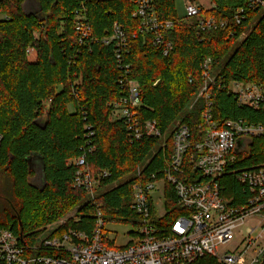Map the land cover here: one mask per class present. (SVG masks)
Here are the masks:
<instances>
[{"label": "trees", "instance_id": "obj_1", "mask_svg": "<svg viewBox=\"0 0 264 264\" xmlns=\"http://www.w3.org/2000/svg\"><path fill=\"white\" fill-rule=\"evenodd\" d=\"M25 1L0 0V185L1 178L7 184L6 193H0L5 201L0 205V226L14 231L23 244L33 245L41 228L69 216L59 229L91 232L96 208L87 200V192L73 185L78 168L71 163L89 147L95 148L87 154L90 171L108 169L111 177L103 183L119 182L98 197L106 220L135 224L139 220L131 209L133 184L141 178L149 180L153 173L162 177L174 151L178 121L188 125L194 143L203 139L211 121L220 125L228 119L264 122V111L240 106L230 90L234 82L254 83L264 90L263 8H250L247 0H211L212 7H203L201 19L213 18L225 25L203 30L199 19L179 18L176 0H153L160 20L175 22L164 32L165 43L173 44L165 54L154 33L139 31L140 22L132 15L133 0H37V7L29 12ZM84 5L93 34L100 40L80 47L75 12ZM240 8L244 13L238 23L234 16ZM115 22L125 27L129 37L128 60L134 66L130 78L139 83L141 120H156L166 133L165 148L163 139L155 137L132 142L125 122L112 115L111 103L124 94L120 83L124 71L117 65L113 45L101 40ZM209 57L214 79L200 93L206 81L201 65ZM208 94L209 122L204 116ZM43 116L44 125L37 123ZM88 127L94 131L89 142ZM31 155L43 160L42 187L31 181ZM263 162L264 137H260L252 141L249 153L239 154L235 167ZM140 165L143 171L136 177ZM224 183L230 194L242 192L235 175L226 176ZM165 205L168 213L163 221L169 222L178 215L177 197L169 183ZM193 264L222 263L205 255Z\"/></svg>", "mask_w": 264, "mask_h": 264}, {"label": "built area", "instance_id": "obj_2", "mask_svg": "<svg viewBox=\"0 0 264 264\" xmlns=\"http://www.w3.org/2000/svg\"><path fill=\"white\" fill-rule=\"evenodd\" d=\"M133 1L135 10L132 15L140 22L139 31L154 33L155 43L162 45L164 53L168 54L173 44L171 41L165 43L164 32L173 28L175 22L161 21L153 0ZM247 3L250 8L264 9V0H247ZM202 9L197 0H187V16L183 20L190 22L197 18L203 30L225 25L224 22L216 23L213 18L201 19ZM86 13L85 5L75 12V31L80 47L100 40L93 34ZM243 13L244 8L236 11V22L241 23ZM101 41L107 46L113 45L117 65L124 71L120 79L124 94L111 103L114 118L125 122L132 142L155 137L163 139L161 147L165 148L166 133L156 120L142 121L138 111L142 104L140 89L139 83L130 78L134 66L128 60L131 49L125 27L115 22L110 33ZM27 53L32 54L31 47L27 48ZM211 64L209 57L201 65L206 80L204 90L208 87V81L214 79L209 74ZM233 85L235 88L230 87V90L236 94L240 106L264 111V90L261 86L240 82ZM207 97L209 108L204 116L209 122L212 101L209 94ZM209 123L203 139L194 143L188 125L178 121L174 126V151L163 168L162 177L158 178L157 173H153L149 180L141 178L133 184L131 209L139 222L134 224L136 230L131 233L132 237L125 246L116 249L106 245V224L118 221L106 220L98 197L119 182L111 185L103 183L111 177L108 169L97 174L90 171L87 154L95 149L91 146L71 160L73 166L78 168L73 185L84 189L87 200L96 208L91 232L69 228L59 233V228L67 223L69 216L49 224L50 233L40 236L30 246L23 244L14 231L0 226V264H193L205 255L215 257L222 264H264V162L245 168L235 167L239 154L249 153L252 141L264 137V122L256 124L244 119H228L223 125L213 121ZM88 128L90 131L85 135L87 141L94 135L93 129ZM239 141L243 145L240 151ZM142 171L143 166L140 165L135 176H141ZM228 175H235L242 185V192L238 195L229 193L224 183ZM158 182H163L164 196L166 183H169L177 197L178 215L169 222L163 221L168 213L167 208L162 217H153L154 197L151 194L158 188ZM56 223L58 225L51 229ZM239 228H245V231L239 233L241 240L234 245L232 239ZM259 229L258 235L253 237ZM242 244L244 248L239 249ZM221 246L225 249H219ZM41 250L50 251L51 254L37 253Z\"/></svg>", "mask_w": 264, "mask_h": 264}, {"label": "rangeland", "instance_id": "obj_3", "mask_svg": "<svg viewBox=\"0 0 264 264\" xmlns=\"http://www.w3.org/2000/svg\"><path fill=\"white\" fill-rule=\"evenodd\" d=\"M186 3L187 0H176L175 4H176V11L178 13L179 18L183 19L187 16V10L186 9ZM197 3L201 4L203 7L206 8H211L212 7V3L211 0H197ZM30 7L35 6L36 5V1H33L32 3H30ZM30 7H28V9H30ZM205 86V84H204ZM204 86L201 89L200 93H203L204 91ZM231 88H235V85H231ZM201 94H199L198 96H200ZM70 111H74V107L73 105L69 106ZM114 117V114H112ZM46 120V117H42L40 118L41 123L44 125V122ZM33 171H34V176L31 178L32 183L37 186V187H42L44 185V172H43V167H42V162L40 159H37L34 161V166H33ZM2 180V184L0 185V193L2 195H4L6 193V188H7V184L5 182H3L4 178H1ZM158 188L152 191V196L154 197V202H153V217L155 218H160L162 217L165 213H166V205H165V196H164V185L163 182H158L157 184ZM4 199L0 198V205L2 203H4ZM75 212H72L71 216H74ZM66 218V217H64ZM63 219V218H62ZM57 222V221H56ZM59 223V222H58ZM58 223L52 225L51 229H54ZM51 226H48V228H41V234L40 236H43L45 234L50 233V228ZM63 229H59V233L62 232ZM136 230V225L132 224V223H121V222H109L108 224H106L105 227V234L107 236V240H106V245H108L110 248H122L123 246H125L128 241L130 240V238L132 237V232ZM245 231V228H239L237 229V231L234 233L235 235L233 236L232 239V244H236V241L240 242L241 240V235L239 233ZM258 232H260V229L257 230L253 237H256L258 235ZM57 234V233H56ZM244 244L240 245V247H238L239 249H243L244 248ZM219 249H225V247L221 246Z\"/></svg>", "mask_w": 264, "mask_h": 264}, {"label": "water", "instance_id": "obj_4", "mask_svg": "<svg viewBox=\"0 0 264 264\" xmlns=\"http://www.w3.org/2000/svg\"><path fill=\"white\" fill-rule=\"evenodd\" d=\"M33 1H36V5L38 4V2H37V0H27V1H25V3H24V9H25V11H31V9L33 8V7H35V6H32V7H30V3H32ZM28 7H30V9H28ZM37 7V6H36ZM35 10H37V8H35ZM37 123H41V121L40 120H37L36 121ZM242 147H243V145H242V141H239V146H238V151H240L241 149H242ZM37 159H40L41 160V162H42V167H43V172H44V165H43V160L39 157V156H33V155H31V156H29L28 157V160H29V165H30V167L33 169V166H34V161L35 160H37ZM44 180H45V178H44ZM23 233L21 232V235H22Z\"/></svg>", "mask_w": 264, "mask_h": 264}, {"label": "crops", "instance_id": "obj_5", "mask_svg": "<svg viewBox=\"0 0 264 264\" xmlns=\"http://www.w3.org/2000/svg\"><path fill=\"white\" fill-rule=\"evenodd\" d=\"M206 8V7H205Z\"/></svg>", "mask_w": 264, "mask_h": 264}]
</instances>
